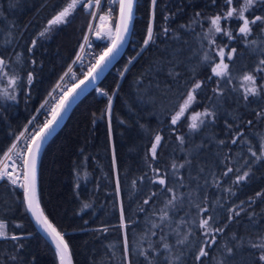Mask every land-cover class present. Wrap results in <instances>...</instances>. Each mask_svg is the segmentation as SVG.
<instances>
[{
  "label": "trees",
  "instance_id": "trees-1",
  "mask_svg": "<svg viewBox=\"0 0 264 264\" xmlns=\"http://www.w3.org/2000/svg\"><path fill=\"white\" fill-rule=\"evenodd\" d=\"M241 1L233 0L231 7L238 9ZM70 2L0 0V58L7 60L10 73L18 78L16 99L0 101V161L84 38L94 7L85 11L78 6L66 23L48 25ZM228 8L226 0H157L155 9L151 0H136L131 29L136 41H129L117 63L72 108L42 149L39 203L67 243L72 264H146L140 251L150 243L159 247L161 228L151 229V222L160 223V210L172 195L154 182L158 176L166 179L168 188L184 194L183 203H177L175 211L169 210L170 226H161L171 233L167 239L174 246L172 255L180 257L174 264H260L258 251L249 241L264 237V159L252 155L260 154L264 142V116H257L264 111V92L245 101L238 83L248 73L257 77L258 85H264V72H256L264 58V25H253L246 38L239 32L241 20L222 19L221 28L231 31L233 38L215 33L210 18L223 16ZM256 15L264 16V3L258 2L246 12L249 20ZM149 20L153 21V42L142 48ZM209 39L215 44L210 45ZM225 45L228 52L236 49L233 59H227L230 84L212 73L218 61L216 50ZM132 57L135 59L129 63ZM197 81L202 87L196 91L195 101L173 125V116ZM218 82L223 88L219 96L213 92ZM101 92L112 96L110 115L108 98ZM206 109L214 116L204 117L205 123L191 130L190 116ZM157 134L162 139L153 159L151 149ZM178 136L184 138L183 144ZM173 162L184 167L175 170ZM228 168L233 171L224 175ZM244 172L248 176L236 183ZM146 199L148 204H144ZM85 204L89 207L84 208ZM193 205L206 207L207 212L198 213ZM229 209L239 212L232 214L231 221ZM201 216L212 217V227L224 229L212 233L216 243L211 246L198 226ZM181 218L185 220L181 234L189 229L191 233L184 245H177L173 229ZM0 221L6 224L9 236L21 237L18 241L0 239V264H58L52 246L28 216L22 188L5 179L0 181ZM150 230L157 235L151 236ZM202 245L207 255L197 261ZM229 247L231 255L226 252ZM166 255L163 249L156 254L159 264H167Z\"/></svg>",
  "mask_w": 264,
  "mask_h": 264
},
{
  "label": "snow or ice",
  "instance_id": "snow-or-ice-1",
  "mask_svg": "<svg viewBox=\"0 0 264 264\" xmlns=\"http://www.w3.org/2000/svg\"><path fill=\"white\" fill-rule=\"evenodd\" d=\"M136 0H108L109 5H113L118 3L119 4V17L117 20L114 21V31L115 36L113 37L112 27H108L107 25L100 23L94 26V24L90 21L89 22V30H93L95 27V35L97 38H102V36H107L109 40H111V44L109 47H107L103 53L99 56V58L96 60L95 64H93L89 71L85 74V79L81 80L79 84H76L72 89L66 91L63 96L59 99V102L56 107L52 109L51 112V119H47L41 127H39L38 130L33 132L30 136H28L23 144H18L15 141L13 142L12 146L8 149L7 152L4 153V156L12 162L13 171L16 173L15 178H13L12 172H0V179H2L5 175H7L11 183L16 186L23 188L24 191V202L27 205V210L31 212L32 216L35 218L36 223L46 232L49 236L52 237V241L55 244L57 255L60 258V264H65V254L68 249V245L64 242L63 236L60 232H58L53 225L49 222L48 218L44 216L43 212L37 211L38 209V202L36 200V163H37V156L40 151V148L42 147L43 140L46 138V136L49 134L50 130L54 126V124L57 122L58 117L61 115L62 111L67 107L68 103L70 102L71 98L77 93V90L85 84L86 81H94L97 78L98 71L102 69L106 61L113 55V53L118 49L120 44L125 39V34L129 31L130 24L133 18V8ZM258 2L264 3V0H243V3L241 6L237 9L235 7H231L233 5V0H226V4L229 5L228 11L223 15H216L214 17L210 18V23L212 29L215 30V33H221L223 32L224 35H227L229 39L233 38L232 32L229 30H223L221 28V20H229L231 18H236L238 20L243 21L242 26L239 28V32L243 34L246 38L251 34L252 32V26L256 25L258 22L262 25H264V16L256 15L254 19L249 20L245 13L248 12L255 4ZM213 3H215V0H213ZM151 4L153 9H155L157 5V0H151ZM82 6L85 11L91 10L93 7L96 9H101L102 7V0H71L70 3L67 4L66 7H64L58 14H56L52 19L48 21V25H59L62 23L67 22V18L73 13V11L78 7ZM114 8L111 6L108 9V12L104 15H100L98 11H91V16L93 18L97 17L99 15V20L101 22H104L107 17H111L113 14ZM154 15V13H153ZM201 14L196 13V16L199 17ZM168 17H165V20H167ZM181 27H184V25H181ZM48 29L46 28L45 31ZM165 33H167L168 29H164ZM264 31V29H262ZM41 36L44 35V33H40ZM205 36H208V33H205ZM85 41H88V35L86 34L84 37ZM153 42V21L149 20L148 27H147V36L143 41L142 48H146L149 46V44ZM209 44H215V41L213 39H209ZM33 45H35L36 41L34 40ZM251 43H255V41H252ZM86 45L82 44L81 48H84ZM228 47L225 45L224 47H221L218 49L217 55L220 56V63L216 64L215 67L212 68V73L216 77H220L221 80H224L226 83H232V80L230 78V74L228 71L229 65L227 63H224V57L227 56L228 60L233 59V54L236 52V49H232L231 52H225V48ZM31 51V49H29ZM139 55V53L137 54ZM210 57L206 54L204 59L208 60ZM135 57H132L129 60V63L134 60ZM6 66V61H4L2 58H0V76L5 75L4 68ZM125 69L127 70V65L125 66ZM256 72H264V58L260 59L258 64L256 65ZM67 75V74H65ZM123 76V73H121ZM212 77H208L209 80H211ZM227 78V79H225ZM17 77L13 76L8 80V85L13 88V92L9 93L6 89L0 90V96H2L4 99L8 100H15V85L17 81ZM33 77L32 74H28V81L31 83ZM63 80L64 77H61ZM242 81L244 82L242 87L244 88V100L248 101L249 97H257L260 96L262 92H264V85H258L257 84V77L253 74L246 73L242 77ZM202 87V82L197 81L191 89L187 91V96L183 100V104L180 105L179 112L173 116L172 118V124L175 125L179 119V117L189 108V106L195 101V93L198 89ZM213 92L219 96L223 92V88L220 86V82H218L217 88L213 89ZM102 95H106L108 98V105H107V113L110 115L111 108H112V96L108 95L107 93L101 92ZM52 95V93H50ZM42 108L44 105L41 106ZM39 111V109L37 110ZM214 116V112L208 111L207 109L204 112H197L195 115L191 117V124L189 125V128L191 130H197L201 124L205 123L204 119L202 117H212ZM257 116H264V111L258 112ZM35 119V118H34ZM34 121L30 120L29 124H32ZM251 124V121L248 122ZM27 129V126H25ZM237 135H241L240 133H237ZM25 133H21L20 136L16 138L17 141L21 140V137H24ZM109 136L111 137V123H109ZM162 137L157 134L155 136V140L152 144V156L153 159L156 157V150L158 145L161 142ZM177 140H179L182 144L184 142V138L181 136L177 137ZM233 143H236L235 137L233 138ZM223 143V141H221ZM19 148L20 151H14L15 149ZM251 151V149H250ZM252 155L257 159H264V142L261 143V150L260 154L257 155V153L253 152ZM7 166V165H6ZM173 169L178 170L179 168H183L184 165L180 164L177 165L175 162L172 164ZM154 172H158L157 169L153 170ZM233 171L232 168H228L227 171L224 173V175H228V173H231ZM20 176H23V183H18ZM248 176V172H244L243 175H238L236 177V183H239ZM154 182H158L162 187L165 188V190L169 193H171V197L166 200L165 207L160 210L159 213V220L160 223L151 222V229H157L161 228V234L159 236V247L153 248L152 244H149L148 249H141L140 255L144 257V260L146 264H159L158 258L156 257V254L160 252V249H163L164 252L168 253V255L165 256V260L167 261V264H174L175 261H178L180 259L179 256H173L172 255V249L174 248L173 245H171L168 242V235L171 233L164 232L163 228L161 227H169L171 223V218L169 216V210L175 211L177 203H183L182 197L183 193H178L177 190L168 188L166 186V179L164 177H157V179ZM136 182L133 181V184ZM181 186H183L181 184ZM117 193L119 194V185H117ZM153 196L155 193L152 194ZM258 196L261 195V193H257ZM149 200L146 199L144 201V204H148ZM197 208L198 213H205L207 212L206 207H201L199 205H193ZM89 207V205L85 204L84 208ZM143 211V209H141ZM230 215L228 217L229 221L233 219V213L234 215H239L238 211H234V209L228 210ZM155 215V213H153ZM212 217L204 218L201 216L199 219V228L202 230V235L205 236L206 244L207 246H211L212 244L216 243V237L212 235L213 232H223V228L219 227H212L210 220ZM185 220L184 218H181V220L177 223L176 229H173L176 236L178 237L176 240L177 245H184L186 241L189 239V235L191 233V229H189L187 232H184L181 234L180 232V225L184 224ZM121 226H125L124 216H123V210L121 211ZM6 224L3 221H0V239H11L12 241H18L21 239V237L17 235H8L5 231ZM151 236H156V231L150 230ZM250 246L253 249H256L258 251V257L260 264H264V237H260L256 241H249ZM226 252L231 255L233 253V249L231 247L226 249ZM207 252L205 250V246H200L199 252L196 255V260L200 261L201 257L206 256ZM124 258L125 261L128 259V245H127V239H125V248H124ZM13 260L16 259L15 256L12 257Z\"/></svg>",
  "mask_w": 264,
  "mask_h": 264
},
{
  "label": "built area",
  "instance_id": "built-area-1",
  "mask_svg": "<svg viewBox=\"0 0 264 264\" xmlns=\"http://www.w3.org/2000/svg\"><path fill=\"white\" fill-rule=\"evenodd\" d=\"M114 8L113 14L111 17H107L104 22H101L99 20V15L97 17L92 18L91 22L95 25L100 23H107L110 21H115L117 18V10H118V3L109 5L108 0H102V7L101 9H96V11L99 12L100 15H104L108 12L109 7ZM88 35V41L86 42L83 38L79 48L77 49L72 61L66 68V70L63 72L61 77H64L62 80L61 77L53 87V89L50 91L44 102L41 104L44 105V107H40L39 111L35 114L34 118L32 119L34 122L32 124L27 125V129H23V133H25L24 137H21V140L15 141L18 144H23L25 139L30 136L33 132L39 129V127L42 126V124L47 120L51 119V112L54 107L57 106L59 99L63 96V94L72 89L82 78L85 77V74L89 71V68L95 64L96 60L99 58V56L103 53V51L107 48L105 40L103 39L105 36H102V38H97L95 35V27L93 30H89V24L87 33ZM85 37V36H84ZM130 41L135 42V38L130 35L129 37ZM85 44L86 46L84 48H81V45ZM67 74V75H65ZM21 132V133H22ZM20 133V134H21ZM20 134L18 136H20ZM17 136V137H18ZM16 137V138H17ZM14 151H20L19 148L15 149ZM7 165V166H6ZM0 172H12L13 178H15L16 173L13 171L12 162L8 160L5 156L0 162ZM3 179L8 180L11 183L10 178L5 175ZM23 176H20L18 183H23ZM12 184V183H11ZM16 187H19L16 185ZM21 188V187H19Z\"/></svg>",
  "mask_w": 264,
  "mask_h": 264
},
{
  "label": "water",
  "instance_id": "water-1",
  "mask_svg": "<svg viewBox=\"0 0 264 264\" xmlns=\"http://www.w3.org/2000/svg\"><path fill=\"white\" fill-rule=\"evenodd\" d=\"M136 4V2H135ZM135 4H134V8H133V18L130 24V28L129 31L125 34V39L123 40V42L120 44V46L118 47V49L113 53V55L106 61V63L104 64V66L102 67V69H100L98 71V75L97 78L94 81H86L84 85H82L78 90L77 93L73 96V98H71L70 102L68 103L67 107L62 111L61 115L58 117L57 122L54 124V126L52 127V129L50 130L49 134L46 136V138L43 140L42 143V147L40 148V151L38 153L37 156V163H36V200L38 202V209L37 211L39 212H43L39 203V199H38V167H39V157H40V153L42 151V149L44 148V146L46 145V143L49 141V139L63 126L68 114L70 113V111L72 110V108L82 99L84 98L88 93H90L91 91H93L95 89V87L99 84V82L101 81L102 77L106 74V72L113 67L117 61L121 58V56L123 55L125 48L128 45L129 42V37L131 35V29H132V25H133V21H134V16H135ZM119 17V4H118V10H117V18ZM108 27H112L113 31H112V35L113 37L115 36V31H114V27L111 24ZM110 44H111V40H110ZM110 44L108 45V47L110 46ZM84 78H82V80H84ZM81 81V80H80ZM79 84V82H78ZM2 179H0V181H2ZM23 192V202H24V191L22 189ZM25 208L26 211L28 213V216L30 218V220L32 221V223L34 224L35 228L37 229V231L39 232V234L52 246L55 256L57 258V263L60 264V258L57 255L56 252V247L55 244L52 241V237L48 235V233H46L37 223L35 218L32 216L31 212H29L27 210V205L25 204ZM44 214V213H43ZM45 216V215H44ZM50 222V221H49ZM65 242V240H64ZM66 243V242H65ZM67 244V243H66ZM65 264H72V260H71V256L69 253V249H67V252L65 254Z\"/></svg>",
  "mask_w": 264,
  "mask_h": 264
},
{
  "label": "rangeland",
  "instance_id": "rangeland-1",
  "mask_svg": "<svg viewBox=\"0 0 264 264\" xmlns=\"http://www.w3.org/2000/svg\"><path fill=\"white\" fill-rule=\"evenodd\" d=\"M243 3V0L241 1V4ZM67 6V5H66ZM65 6V7H66ZM93 11H96V8L94 7V10ZM74 12V11H73ZM73 14V13H72ZM71 14V15H72ZM70 15V16H71ZM69 16V17H70ZM245 16H246V13H245ZM68 17V18H69ZM67 18V19H68ZM93 17L91 16V18H90V21H91V19H92ZM89 21V22H90ZM243 22V21H242ZM221 23H222V20H221ZM63 24V23H62ZM89 24V23H88ZM113 25V27H114V22L113 21H110V22H107V23H105V25H107V26H110V25ZM59 25H61V24H59ZM59 25H53V26H59ZM87 29H88V26H87ZM87 29H86V32L85 33H87ZM214 30V29H213ZM214 32H215V30H214ZM86 35V34H85ZM84 35V36H85ZM104 40H105V43H106V47H108V45L110 44V40L107 38V36H105L104 38H103ZM129 41H130V39H129ZM129 43V42H128ZM216 52H218V49L216 50ZM225 52L227 53L228 51H226L225 50ZM218 56V61H217V63L216 64H218V63H220V56L219 55H217ZM4 61H6V66H5V68H4V73H5V75H3V76H0V90H4V89H6L7 90V92H9V93H12L13 92V88L12 87H10L9 85H8V80L11 78V77H13V75L10 73V71H9V64H8V62H7V60H5V59H3ZM224 63H227V56H225L224 57ZM216 64H215V66H216ZM214 66V67H215ZM24 83H26V79H24V81H23ZM243 81H242V78H240V80H239V83H238V88L240 89V91L242 92V94L244 95V88L242 87V85H243ZM17 84H18V79H17V81H16V85H15V90L17 89ZM258 84V83H257ZM55 86V85H54ZM6 100H8V99H4L2 96H0V101H6ZM41 107V106H40ZM40 107L38 108V109H40ZM38 111H36V113H37ZM202 112H204V111H202ZM201 112V113H202ZM35 113V114H36ZM35 114H34V116H35ZM193 115H195V113L194 114H192L191 116H190V124H191V117L193 116ZM34 116L31 118V120L34 118ZM202 119H204V117H202ZM29 124V123H28ZM27 124V125H28ZM23 131V130H22ZM14 141H16V139L14 140ZM13 144V143H12ZM12 146V145H11ZM4 158V157H3ZM2 158V159H3ZM2 161V160H1ZM0 161V162H1ZM6 180V179H5ZM23 189V188H22Z\"/></svg>",
  "mask_w": 264,
  "mask_h": 264
}]
</instances>
